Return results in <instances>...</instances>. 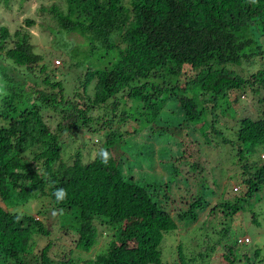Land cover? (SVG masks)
<instances>
[{
	"label": "trees",
	"instance_id": "trees-1",
	"mask_svg": "<svg viewBox=\"0 0 264 264\" xmlns=\"http://www.w3.org/2000/svg\"><path fill=\"white\" fill-rule=\"evenodd\" d=\"M13 2L17 3L0 0V7L8 8ZM39 10V18L45 21L41 27L64 52V61L82 72L75 79L76 101L66 98L60 81H49L41 57L33 52L28 28L34 22L25 19L12 32L0 24V119L7 122L5 127L0 125V200L5 205L48 198L52 204L74 209L76 217L67 219V224L75 229L77 244L85 252L97 239V226L113 230L119 221L137 218L159 233L171 234L177 229L176 223H193L207 205L200 192L172 219L163 207L168 196L158 194L170 182L139 185L138 179L120 172L115 156L120 154L121 161V151L131 148L134 141L123 139L117 128L133 118L130 109L122 108L117 116L111 108L116 123L110 128L109 118L103 122L107 127L102 132L103 142L89 162L82 163L77 149L65 160L61 152L69 133L94 130H90L92 110L106 108L109 101L126 93L138 103L139 114L148 126L152 123L155 130L172 137L179 156L183 155L180 137L183 134L189 139L191 169L200 170L206 160L200 158V141H194L193 136L207 123L209 107L204 101L198 104L190 90L201 72L210 74L220 88L211 97L210 108L222 99L224 114L232 111L226 94L246 89L254 95L263 91L259 117L238 119L236 139H222V144L236 147L235 157L246 173L241 179L246 190L232 204L220 206L228 216H234L264 187V164L252 173L246 166L248 158L264 148V48L260 43V38L264 39V0H52ZM69 38L81 40L84 50ZM253 62L259 65L257 70L239 69L241 64L252 66ZM35 68L41 79L34 76ZM168 101L179 121L173 126L156 125ZM42 109L55 110L59 115L52 128L42 119ZM215 117L210 113L211 121ZM101 149L110 154L106 166L98 155ZM37 162L39 168L34 167ZM175 173L173 168L170 174ZM58 189L66 190L62 201L56 198ZM230 232L222 231L220 239L225 264H264V255L259 257L257 250L250 257L234 255L236 245L228 241ZM35 234L47 237L49 231L35 217L0 206V264H52L47 254L49 243L31 262L26 259ZM131 236V231L124 234L122 247ZM177 257L180 264H186L178 247ZM149 260L160 264L159 253L152 252Z\"/></svg>",
	"mask_w": 264,
	"mask_h": 264
},
{
	"label": "rangeland",
	"instance_id": "rangeland-1",
	"mask_svg": "<svg viewBox=\"0 0 264 264\" xmlns=\"http://www.w3.org/2000/svg\"><path fill=\"white\" fill-rule=\"evenodd\" d=\"M15 1L17 3L13 2L8 8L0 7V24L5 25L9 32H12L16 25L22 26L25 19L34 22V25L28 28L33 52L41 57V63L46 67L45 74L49 77V81H60L63 87L62 95L67 96L68 99H74L73 94L76 93L77 87L75 79L80 77L82 69L70 68L69 63L64 61V52L53 44L55 41L52 36L41 27L45 25V21L39 18L41 13L39 9L41 6L50 5L52 0ZM260 39L261 46L264 48V39ZM68 40H71L74 46L80 47L81 51L84 50L81 40L75 38ZM258 67L256 62H253L252 66L243 63L239 69L243 68L251 72ZM37 72L35 68L34 76L41 79L42 75ZM39 87H41L40 84ZM91 87L92 85L89 84L88 94H91ZM219 90V86L206 72L199 74L197 83L193 84L190 90V94L195 96L198 104L204 101L210 109L207 110V123L193 136L194 141H200L198 147L201 153L200 158L206 160L201 163L199 172L191 169L192 158L188 156L191 148L189 139L183 134L180 137L183 155L179 156L172 137L164 131L155 130L152 123L148 126L139 114L138 103L128 99L126 93L119 94L109 101L106 108L101 107L91 111L90 116L94 121L90 125V130L92 128L94 130L88 133L83 129L72 131L64 138L62 145L61 159H67L77 149L82 163L89 162L103 142L102 132L107 128L103 126V122L109 118L110 128L116 123V117H112L111 108H115L113 113L117 116L122 108L130 109L133 112V118L126 120L117 128L123 139L134 141L131 148L121 151L123 154L121 161L120 154L114 155L119 160L120 172L138 179L136 182L139 185L153 181L163 184L170 182L166 188L162 187L158 194L168 196L163 207L172 219H175L176 213L185 211L189 202L200 192L203 199L207 201V205L197 214L193 223L185 225L176 223L177 229L171 234L159 233L149 223L137 218L119 221L113 230L97 226V239L90 250L85 252L77 244L75 229L67 224V219L73 221L76 217L74 209L52 204L48 198L10 206L0 200V206L3 209L33 216L49 231L47 237L35 234L31 238L30 254L26 259L31 262L32 258L49 243L47 254L52 264H152L149 258L154 251L159 253L160 264H180L177 247L186 264H225L221 257L224 250L220 239L222 231L226 229L231 231L228 241L231 245L235 243L236 246L233 248L236 251L233 248L232 251H235L234 255L238 258L243 253L250 257L254 250L259 252V257L264 255V187L253 194L250 201L244 203L234 216H228L220 206L225 203L232 204L235 198L242 197L246 190V186L241 184L242 176L246 173H242L243 170L240 167L242 162L235 157L236 147L231 148L222 144V139L232 142L236 139L238 119L259 117L262 110L259 100L263 96V91L254 95L246 89L243 92L226 94L225 98L231 105L232 111L224 114L222 99L218 101L217 106L210 108L213 106L211 97ZM51 92L52 90L49 93ZM53 92L57 93L58 88ZM218 98L216 96V100ZM172 106L169 101L165 104L160 116L157 117L160 119L155 123L156 125L173 126L178 123L179 117L172 114ZM210 113L216 115L214 121H211ZM40 114L49 128L59 121V115L55 110L42 109ZM16 115L14 114L13 117L15 118ZM210 124L212 129L209 127ZM0 125L5 127L6 120L0 119ZM213 129L219 134L213 132ZM135 142L140 145L138 146ZM25 157L30 161L28 154H25ZM263 164L264 148H258L246 162L249 173ZM39 166L38 162L34 163L35 168ZM173 168L177 170L174 175L170 174ZM251 218L257 224L253 223ZM127 231H131L132 236L130 240L124 242L122 247L121 242ZM242 236L248 237L249 242L236 243L237 238ZM115 247L122 248L113 250ZM209 248L214 250L211 251ZM199 254L204 255L203 259ZM253 264L263 263L253 262Z\"/></svg>",
	"mask_w": 264,
	"mask_h": 264
},
{
	"label": "clouds",
	"instance_id": "clouds-1",
	"mask_svg": "<svg viewBox=\"0 0 264 264\" xmlns=\"http://www.w3.org/2000/svg\"><path fill=\"white\" fill-rule=\"evenodd\" d=\"M98 155L100 157L101 163L106 166L110 158V154L106 150L101 149ZM55 195L58 201H62L66 197L67 193H66V190L64 189H58L55 192Z\"/></svg>",
	"mask_w": 264,
	"mask_h": 264
},
{
	"label": "built area",
	"instance_id": "built-area-1",
	"mask_svg": "<svg viewBox=\"0 0 264 264\" xmlns=\"http://www.w3.org/2000/svg\"><path fill=\"white\" fill-rule=\"evenodd\" d=\"M235 189H233V190H235ZM248 242H249V239H248V237H245V236L239 237L236 240V243H239V244H246Z\"/></svg>",
	"mask_w": 264,
	"mask_h": 264
}]
</instances>
